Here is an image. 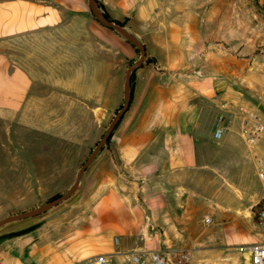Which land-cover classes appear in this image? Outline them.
Returning a JSON list of instances; mask_svg holds the SVG:
<instances>
[{
  "label": "crops",
  "instance_id": "1",
  "mask_svg": "<svg viewBox=\"0 0 264 264\" xmlns=\"http://www.w3.org/2000/svg\"><path fill=\"white\" fill-rule=\"evenodd\" d=\"M101 2L109 18L124 23L143 44L145 59L131 73L129 105L113 130L108 154L100 150L90 165L101 166L84 171L78 195L69 202L81 216L37 228L75 229L81 256L72 264L99 255L123 264L133 252L181 249L162 248L167 242L162 237L166 232L179 236L176 226L194 225L197 215L179 211L190 209L193 201L183 200V194L196 193L197 185L219 175L224 157L213 149H222L229 139L243 143L236 128L218 142L212 139L219 115L239 103L228 82L246 79L251 61L244 49L241 58L203 54L209 39L211 45L220 39V20L230 14L221 0ZM60 3L0 0V119L17 123L23 140L42 138L53 129V120L45 122V116H64L56 126L63 131L60 137L73 143L77 115L88 118L89 128L93 121L104 122L122 107L127 70L139 52L113 33L103 32L110 46L77 41L76 31L61 25ZM223 4L227 8L229 0ZM259 16L262 21L264 15ZM213 23L215 28L209 26ZM35 162L31 171L17 174L25 180L19 188L29 194H45V179L73 175V170L44 171L38 167L41 158ZM86 174L90 181H84ZM33 243L29 236L25 252ZM92 247L95 252L84 254ZM1 258L3 264H21L18 257Z\"/></svg>",
  "mask_w": 264,
  "mask_h": 264
},
{
  "label": "rangeland",
  "instance_id": "2",
  "mask_svg": "<svg viewBox=\"0 0 264 264\" xmlns=\"http://www.w3.org/2000/svg\"><path fill=\"white\" fill-rule=\"evenodd\" d=\"M45 1L50 2V0ZM96 1L104 6L101 0ZM224 1L227 0H221V8L225 11L228 9L230 14L227 16L225 13V18L220 20L221 25L218 20L221 37L218 41H213V45L210 44L212 39H209V43L205 44L208 48L203 54L217 53L220 54L219 56L236 55V58H241L238 55L239 50L244 49L242 54H248L251 58L250 68L246 67L249 76L246 79L235 78L228 82L231 91L239 98V103L236 105L231 103V105L248 107L264 122V17L261 21L260 12L256 8V5L264 6V0H229L227 8L223 4ZM97 2V8L103 15ZM59 6L61 25L67 28L70 26L71 30H75L77 41L92 45L100 42L110 46L112 40L103 32L113 33L119 38L117 32L104 28L95 20L88 0H61ZM71 7L73 11H70ZM104 10L106 11L105 6ZM260 23L261 29H259ZM215 24L209 26L215 28ZM225 34H229L230 37L228 39L224 37V40L222 38ZM139 57L140 52L137 53L133 64L139 60ZM118 110L104 122L93 121L90 128L87 123L88 118L82 114L77 115L74 143L72 139L67 141L60 137L63 131L56 125L64 116H45V122L47 119L53 120L54 124H51L53 129L45 130L42 138L38 136L28 140L21 139L20 132L15 131L18 128L17 123L0 119V221L11 215L41 207L55 195L61 197L66 194ZM110 135L112 139L114 131ZM109 141H106L102 147L105 148L102 152L107 154L111 143ZM217 151H220L224 157L222 158L224 163L220 162L218 167L219 175H214L210 180L205 179L204 183L197 185L196 193H184L182 197L183 200L193 199L189 203L190 209H179V211L185 216L186 214L190 216L191 212L197 215L194 225L176 226L174 232L179 236L169 232L164 234V230L158 228L159 233L164 234L162 239L167 241L162 248L168 246L186 249L191 252L194 264H246L250 245L262 241V232L255 222L257 205L262 198L261 187L243 143L229 139L222 149H213V153ZM29 158L31 161L41 158L43 162L38 163V167L42 166L44 171L73 170V175L68 179H45L47 184L45 194L42 196L29 194V190L19 188L21 182L25 180L18 178L17 175L21 171H31V166L36 164V160L33 164L29 163ZM91 165L85 172L98 170L101 166L100 164L97 168V162L94 166ZM88 177L89 175L86 174L84 181H90L91 178ZM5 178L8 182L6 185ZM10 192L11 194L8 195L7 193ZM78 193L83 194L81 189ZM77 195L75 191L70 200L63 201L64 203L52 207L44 214L1 226L0 257L3 254H8L11 258L18 257L21 264H72L79 260L81 252L75 239L74 228L61 226L55 229L43 225L41 229H37L47 221L73 220L80 217L81 209L69 205ZM87 209L91 212V206ZM206 220H210V223L205 222ZM43 231L45 234H42ZM71 233L73 234L69 236L68 234ZM29 236L33 238L34 243L25 252L24 242ZM113 241L116 244V238ZM91 251L95 252L93 247L85 249L84 254ZM109 264H119V260L110 259Z\"/></svg>",
  "mask_w": 264,
  "mask_h": 264
},
{
  "label": "built area",
  "instance_id": "3",
  "mask_svg": "<svg viewBox=\"0 0 264 264\" xmlns=\"http://www.w3.org/2000/svg\"><path fill=\"white\" fill-rule=\"evenodd\" d=\"M237 129L238 136L252 160L256 177L261 187L262 198L255 212L256 225L262 232V241L250 245L246 264H264V122L248 107L232 106L222 112L212 132V139L220 141ZM210 223V220H207ZM0 264L3 261L0 257ZM84 264H109L106 256L99 255L88 259ZM123 264H194L191 252L186 249H163L140 251L125 255Z\"/></svg>",
  "mask_w": 264,
  "mask_h": 264
},
{
  "label": "water",
  "instance_id": "4",
  "mask_svg": "<svg viewBox=\"0 0 264 264\" xmlns=\"http://www.w3.org/2000/svg\"><path fill=\"white\" fill-rule=\"evenodd\" d=\"M88 3H89L91 12H92L95 20L101 26H103L104 28H107L109 30L117 32L120 36H122L125 39V41H127L128 43L133 45L140 52L139 60L137 62H135L134 64H132L127 70L126 81H125V97H124L123 105L118 110V112L114 116V118L112 119V121L109 124L106 132L104 133V135L101 137V139L97 143L95 149L91 152L88 159L86 160L84 165L81 167V169L77 173L76 181L74 182V184L72 185V187L70 188V190L66 194H64L63 196H61L60 198H58L56 200H53L51 202H47L46 204L42 205L41 207L35 208V209L27 211V212L11 215V216L0 221V227L5 225V224L11 223V222L31 218V217L37 216L39 214H42V213L48 211L49 209H51L52 207L57 206L62 201L68 199L76 191L78 184H79V181H80V178H81V175L83 174L85 169L91 164V162L96 157V155L100 152L102 147L105 145V143H106L107 139L109 138L111 132L114 130L115 126L118 124V122L122 118L124 112L126 111L128 105H129L130 96H131V94H130V76H131L132 71L135 68L142 65L143 60L145 59V48H144L143 44L136 37H134L133 35L128 33L123 27L105 19V17L98 10L95 0H88Z\"/></svg>",
  "mask_w": 264,
  "mask_h": 264
},
{
  "label": "trees",
  "instance_id": "5",
  "mask_svg": "<svg viewBox=\"0 0 264 264\" xmlns=\"http://www.w3.org/2000/svg\"><path fill=\"white\" fill-rule=\"evenodd\" d=\"M97 2V1H96ZM97 4H98V6H99V8L103 11V16L105 17V19H107L108 21H110V22H113V23H116L117 25H119V26H121V27H124V23H119V22H116V21H112L110 18H109V16L107 15V13H106V11L104 10V6L100 3V2H97ZM256 8L258 9V11L261 13V14H264V6H262V7H258L257 5H256ZM112 31V30H111ZM128 43V42H127ZM128 44H130V43H128ZM132 46V45H131ZM133 48H135L134 46H132ZM150 60H147V62H149ZM132 78H133V75L131 76V80H132ZM111 138V135H110V137L107 139V142L109 141V139ZM58 198H60V195H55L54 197H52L48 202H51V201H53V200H56V199H58Z\"/></svg>",
  "mask_w": 264,
  "mask_h": 264
},
{
  "label": "bare ground",
  "instance_id": "6",
  "mask_svg": "<svg viewBox=\"0 0 264 264\" xmlns=\"http://www.w3.org/2000/svg\"><path fill=\"white\" fill-rule=\"evenodd\" d=\"M205 222H207V220Z\"/></svg>",
  "mask_w": 264,
  "mask_h": 264
}]
</instances>
